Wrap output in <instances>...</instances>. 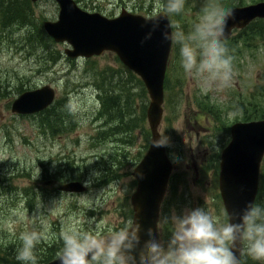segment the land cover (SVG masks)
Masks as SVG:
<instances>
[{
    "label": "rangeland",
    "instance_id": "obj_1",
    "mask_svg": "<svg viewBox=\"0 0 264 264\" xmlns=\"http://www.w3.org/2000/svg\"><path fill=\"white\" fill-rule=\"evenodd\" d=\"M76 1L83 9L100 12L108 17L119 15L123 9L151 17L162 3V0ZM219 1L186 0L185 8L180 13L185 26L182 27L178 17L172 22L179 25L187 38L205 5L219 4L226 8L224 4L232 5L234 0ZM260 1L264 0H235L232 7ZM34 6L39 20H57L59 7L55 1L41 0ZM237 33H234L233 38ZM4 41L0 36V173L4 175L0 185V247L12 250V255L16 256L20 233L32 227L39 228L41 223L47 226L41 244L52 243L63 231L72 227L100 235L121 227L131 219V195L136 188L132 175L133 160L140 151L146 149L147 143L143 129L135 131L133 144H125L122 135L97 137L99 132L108 127L104 126V120L98 115L101 103L95 76L104 69L122 70L123 64L112 52L89 59L70 60L64 54L67 45L63 43L54 46L61 51L63 58L57 63H43V59L38 62L26 49L20 50L12 42ZM229 41L224 42L234 70L229 87H219L184 72L180 61V45L178 48L173 47L170 75L174 82L177 78L184 81V95L179 114L172 124L167 121L171 114L165 108L160 131L168 137L169 149L175 161L174 173L179 178L178 191L184 193L185 201L180 203V208L174 207L170 215L186 207L201 206L219 219H223L226 213L219 198L217 170L214 167L209 169L208 166L212 156L222 151L220 145L227 144L230 137L217 133V123L200 113L199 103L209 99L217 104L224 121L231 125L242 120L245 113L251 112L259 101L255 88L264 85V39L256 38L253 47L243 48V40H234L232 44ZM44 85L53 86L57 98L69 97L78 121L73 132L52 136L39 128L38 117L12 112L11 105L20 95L17 88L25 91ZM144 126L149 129L148 120ZM123 152H127L125 159ZM102 156L107 158L106 163L101 165L104 170L123 159L119 178L106 184L98 181L102 176L98 168ZM53 162L57 164L55 168ZM71 165L77 166L83 180H91L86 199L84 194L64 195L52 189L48 195L41 194L32 205H28L20 194L26 186L33 183L37 187L45 185L42 179L45 172L50 174L48 178L56 174L61 180L65 179L66 174L62 169ZM38 170L39 178L34 179ZM13 173L23 175L14 176ZM7 175H11L10 178ZM14 213L22 215L23 220Z\"/></svg>",
    "mask_w": 264,
    "mask_h": 264
},
{
    "label": "water",
    "instance_id": "obj_2",
    "mask_svg": "<svg viewBox=\"0 0 264 264\" xmlns=\"http://www.w3.org/2000/svg\"><path fill=\"white\" fill-rule=\"evenodd\" d=\"M37 2L39 0H32ZM59 7L56 21L44 22L46 32L56 41L69 45L65 54L72 58H90L106 51L117 54L121 62L138 74L150 95L147 110L151 129L148 151L135 167L133 175L137 188L132 195L134 218L141 225L140 242L144 232L151 230L159 238L160 209L168 189L173 162L167 147L156 148L153 141L160 136L164 114V82L172 50L171 41L163 39L165 25L152 32L148 17L123 9L109 18L99 12L81 8L75 0H55ZM223 40L232 36L234 29H243L253 20L264 18V1L231 9ZM56 90L51 85L28 90L12 103V111L31 115L53 104ZM232 138L220 156L219 188L229 217L255 202L260 185V170L264 158V119L236 122L231 127ZM2 178L0 176V182ZM66 192L83 193L87 190L80 181H71L60 187ZM47 264H59L57 259Z\"/></svg>",
    "mask_w": 264,
    "mask_h": 264
},
{
    "label": "clouds",
    "instance_id": "obj_3",
    "mask_svg": "<svg viewBox=\"0 0 264 264\" xmlns=\"http://www.w3.org/2000/svg\"><path fill=\"white\" fill-rule=\"evenodd\" d=\"M185 3L186 0H162L147 21L151 24L149 36L162 21L182 13ZM232 15L230 8L205 5L187 38L179 25H165L163 39L180 45L184 72L219 87L230 86L234 76L232 58L222 41ZM153 143L156 148L166 147L168 137L160 134ZM56 165L53 162V168ZM39 175L38 170L33 178ZM83 184L88 188L91 180ZM14 214L23 220L22 215ZM167 222L171 230L166 242L148 230L144 232L143 245L141 225L135 218L104 235L68 228L61 233L57 260L59 264H244L250 259L264 264V204L250 202L231 217L224 213L223 219L203 206L186 207L179 213L173 211ZM46 229V224L41 223L39 228L20 233L15 256L19 264H39L35 250L45 238Z\"/></svg>",
    "mask_w": 264,
    "mask_h": 264
},
{
    "label": "trees",
    "instance_id": "obj_4",
    "mask_svg": "<svg viewBox=\"0 0 264 264\" xmlns=\"http://www.w3.org/2000/svg\"><path fill=\"white\" fill-rule=\"evenodd\" d=\"M223 1V0H221ZM219 1V2H221ZM217 3L218 0H215ZM224 3V2H223ZM235 0L232 5H227L226 8H231L235 4ZM178 17V21L182 22L181 15L175 14L171 18L174 20ZM181 30V29H180ZM0 36L5 39L4 42H12L18 49H26L29 54H32L38 62L41 59L43 63H57L58 60L63 58L60 50L54 48L55 42L45 33L42 21L39 20L35 13V6L31 0H0ZM256 38L264 39V19H257L253 21L246 29L239 30L237 35L230 39L228 43L232 44L235 41H242L243 47H253L254 40ZM226 44V43H223ZM178 48V44L175 43L174 48ZM234 47V44H233ZM239 48L238 50H242ZM168 69L165 91H166V109L170 112L171 116L167 117V121L173 122V120L179 114V107L181 99L184 95V88L181 79H175V82L171 78ZM95 84L99 91V99L101 103L100 116L103 117L104 123L109 125L108 129L101 132L100 136L118 135L123 136L125 144L130 142L133 144L136 139L135 131L137 129H143L145 133V139L149 140L150 131L144 124L146 122V110L148 106V94L146 87L135 73L123 66L122 70L104 69L97 72L95 76ZM23 84H21L22 86ZM19 93L24 89L17 88ZM255 94L259 98V101L255 104V107L248 114H244L243 120H253L264 118V85H257L255 88ZM212 103L209 99L203 100L199 103L200 112L210 116L217 123V133L220 136L230 137V125H228L223 117L221 110ZM35 117V116H34ZM38 125L39 128L47 134L55 136L63 132L73 131L77 125L76 116L71 108V103L66 97L62 100L56 101L47 110L39 113ZM226 143L220 145L224 147ZM171 158H173L172 152L169 149ZM126 155V153H124ZM140 156H136L134 159H138ZM220 153L217 151L209 162V169L216 168V175L218 176V162ZM174 159V158H173ZM122 162L121 160H118ZM119 169H107L102 171V176L99 177V182L112 181L119 177ZM18 173H13L15 176ZM28 174V173H27ZM23 175V174H18ZM80 174L74 170H71L66 177L71 179H77ZM11 175H7L10 178ZM79 179V178H78ZM179 178L178 174H173L170 180L169 196L162 207V220H161V233L165 241H167L171 226L167 222V217L170 216V212L174 207L180 208V203L185 201L184 193L178 191ZM24 193L27 198L30 193L28 187L24 188ZM257 204H264V163L260 176V188L256 199ZM131 215V213H130ZM61 237L56 238L50 244H39L36 247V255L38 257L39 264L46 263L57 256L58 251L62 246ZM0 264H19L12 256V250L3 249L0 247ZM40 253H37L39 252ZM244 264H255L250 259H246Z\"/></svg>",
    "mask_w": 264,
    "mask_h": 264
},
{
    "label": "flooded vegetation",
    "instance_id": "obj_5",
    "mask_svg": "<svg viewBox=\"0 0 264 264\" xmlns=\"http://www.w3.org/2000/svg\"><path fill=\"white\" fill-rule=\"evenodd\" d=\"M113 166H115V164H113ZM98 167H99V164H98ZM63 170V173L64 174H68L71 170H74L76 171L77 173H79L78 169H77V166H73L71 165L69 168L67 169H62ZM65 175V176H66ZM50 176V174H47L46 172L44 173L43 177L42 178H46ZM80 176V175H79ZM61 178L57 177L56 174H54V176L51 178H47L45 180V185L44 187L48 190V191H51L52 189H54V191H58V187L63 183L61 182L60 180ZM61 194H64V195H70V194H67V193H61Z\"/></svg>",
    "mask_w": 264,
    "mask_h": 264
},
{
    "label": "bare ground",
    "instance_id": "obj_6",
    "mask_svg": "<svg viewBox=\"0 0 264 264\" xmlns=\"http://www.w3.org/2000/svg\"><path fill=\"white\" fill-rule=\"evenodd\" d=\"M39 253H40V251H39Z\"/></svg>",
    "mask_w": 264,
    "mask_h": 264
}]
</instances>
